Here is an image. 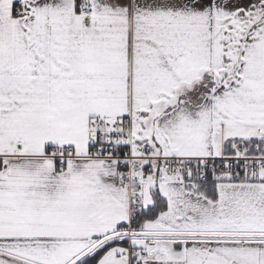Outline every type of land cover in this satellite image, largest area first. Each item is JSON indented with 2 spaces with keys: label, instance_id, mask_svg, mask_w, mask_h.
<instances>
[{
  "label": "snow or ice",
  "instance_id": "6c2138e0",
  "mask_svg": "<svg viewBox=\"0 0 264 264\" xmlns=\"http://www.w3.org/2000/svg\"><path fill=\"white\" fill-rule=\"evenodd\" d=\"M0 264H264V0H0Z\"/></svg>",
  "mask_w": 264,
  "mask_h": 264
}]
</instances>
